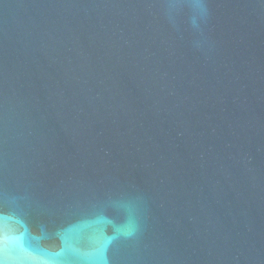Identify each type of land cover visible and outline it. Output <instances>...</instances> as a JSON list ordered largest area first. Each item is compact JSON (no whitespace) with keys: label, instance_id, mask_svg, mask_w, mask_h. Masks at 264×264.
<instances>
[{"label":"water","instance_id":"water-1","mask_svg":"<svg viewBox=\"0 0 264 264\" xmlns=\"http://www.w3.org/2000/svg\"><path fill=\"white\" fill-rule=\"evenodd\" d=\"M0 264H264V0H0Z\"/></svg>","mask_w":264,"mask_h":264}]
</instances>
